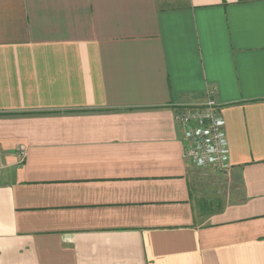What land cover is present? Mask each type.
Instances as JSON below:
<instances>
[{"label":"crops","instance_id":"0c3cea01","mask_svg":"<svg viewBox=\"0 0 264 264\" xmlns=\"http://www.w3.org/2000/svg\"><path fill=\"white\" fill-rule=\"evenodd\" d=\"M211 89L228 173L175 119ZM0 264H264V0H0Z\"/></svg>","mask_w":264,"mask_h":264},{"label":"built area","instance_id":"2783aa9c","mask_svg":"<svg viewBox=\"0 0 264 264\" xmlns=\"http://www.w3.org/2000/svg\"><path fill=\"white\" fill-rule=\"evenodd\" d=\"M215 93V89L209 90L204 104L179 110L175 119L183 132L186 158L197 167L228 173L232 168L231 148ZM25 154L20 151V161Z\"/></svg>","mask_w":264,"mask_h":264},{"label":"rangeland","instance_id":"374dc122","mask_svg":"<svg viewBox=\"0 0 264 264\" xmlns=\"http://www.w3.org/2000/svg\"><path fill=\"white\" fill-rule=\"evenodd\" d=\"M197 181L196 204L202 197H232L235 188L232 180L226 175L219 174L211 169H197L195 171ZM230 198V197H229Z\"/></svg>","mask_w":264,"mask_h":264}]
</instances>
